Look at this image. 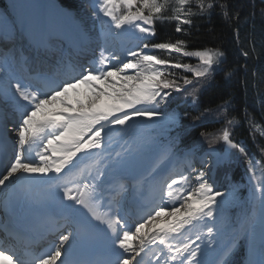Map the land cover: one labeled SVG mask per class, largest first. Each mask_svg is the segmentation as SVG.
Returning a JSON list of instances; mask_svg holds the SVG:
<instances>
[{
	"label": "snow or ice",
	"instance_id": "snow-or-ice-1",
	"mask_svg": "<svg viewBox=\"0 0 264 264\" xmlns=\"http://www.w3.org/2000/svg\"><path fill=\"white\" fill-rule=\"evenodd\" d=\"M191 3L192 0H94L92 17L100 21L102 29L115 37L134 30L133 35L135 32L141 34L135 36L137 40L146 41L142 47L136 51L125 50L126 62L115 51L102 47L98 61L79 72L72 68L63 73L62 79L41 76L35 87L19 81L12 85L19 98L15 101L19 114L17 148L9 166L0 171V187L8 189L21 182H58L56 186L62 190L64 200L71 203L62 204L69 210V215L64 217L61 226L64 231L56 233L58 242L53 241L42 253L28 251L23 256H15L0 246V264H73L65 258L72 243L99 225H104L111 234L113 246V258L104 264H143V257L148 254L154 264H205L201 257L219 234L217 213L236 199V191L218 190L202 171L193 178L192 173L197 170L190 164V172L174 174L175 178L170 176L161 182L159 202L152 204L134 222V231L119 212L114 215L110 210L101 211L104 207L102 185L106 178L119 179L113 190L117 195L122 194L125 183L119 174L136 158V153L130 151L117 152L114 157L110 155L109 134L113 130L125 133L132 127L130 122L140 118L177 124V116L158 111V106L171 98L173 91H185L189 85L198 87L197 82L207 80L215 71L214 66L223 62L225 53L219 48L189 51L186 41L179 38L174 42L147 41L148 37L155 36L157 21H176L175 31L187 34L181 25H190V17L208 12L217 6L218 0H196L198 13L193 11ZM219 7L228 18L227 4H219ZM169 12V15L165 14ZM151 50H161L166 55L149 54ZM172 54L196 57L199 64L194 67L174 61ZM243 54L247 56V52ZM112 61L116 63L112 64ZM127 70H134V74L128 75ZM175 70L189 72L191 78L187 75L177 77ZM232 74V70L225 72L226 77ZM196 87L188 93L193 103L197 100ZM58 106L65 111H59ZM227 106L228 101H224L220 105L221 112L226 113ZM208 111L193 117L192 126H196L195 121L204 119ZM233 122V119L227 120L229 125ZM200 135L213 136L203 131ZM219 141L244 152L239 144L233 143L225 127L210 140L209 155L217 151L211 145ZM33 153L39 163L32 158ZM229 157V153H221L217 163L225 162ZM183 158L187 159V154ZM249 172L252 174L250 183L254 182L252 197L259 201L262 209L264 233V179L257 177L256 167L251 163ZM74 214H79L80 218ZM91 221L98 223L93 225ZM133 241L138 243L134 245ZM234 243L229 241L221 246L216 264H228ZM261 246L264 248V235Z\"/></svg>",
	"mask_w": 264,
	"mask_h": 264
},
{
	"label": "trees",
	"instance_id": "trees-1",
	"mask_svg": "<svg viewBox=\"0 0 264 264\" xmlns=\"http://www.w3.org/2000/svg\"><path fill=\"white\" fill-rule=\"evenodd\" d=\"M56 1L77 14L87 9L86 0ZM224 3L227 4L228 18H225L219 7V4ZM195 4L196 0H192L193 11L198 13ZM165 14L169 15L170 12ZM190 19V25H181L187 34L175 31L176 21H157L154 25L156 34L148 41L174 42L179 38L186 41L189 51L219 48L225 55L220 67L207 80L198 81V87L189 85L185 91H173L171 98L166 100V106L171 109L174 103L185 98L184 94L193 92L196 87V102L190 106L183 103L178 108L182 114L175 133L178 141L183 147H196L200 152H206L210 149V140L227 127L231 140L234 143L240 141L244 152L230 150L228 162L219 167L218 180L228 175L234 182L241 181L246 172V159L254 157L264 163V0H218L217 6ZM244 52H247V56ZM155 53L165 56L161 50H155ZM173 56L183 63L198 62L197 59L178 54ZM228 70L233 71L230 77L225 76ZM175 74L177 77H191L190 73L183 70H175ZM186 100H192L191 96L188 95ZM224 101H228L226 113L220 110ZM205 110L209 111L204 119L195 121L196 126L193 127L192 118L205 113ZM228 119L234 122L229 125ZM202 131L213 136L202 137ZM223 146V141L211 145L219 153L223 151ZM234 264H241V259Z\"/></svg>",
	"mask_w": 264,
	"mask_h": 264
},
{
	"label": "rangeland",
	"instance_id": "rangeland-1",
	"mask_svg": "<svg viewBox=\"0 0 264 264\" xmlns=\"http://www.w3.org/2000/svg\"><path fill=\"white\" fill-rule=\"evenodd\" d=\"M3 1L11 13H14L16 11V9H17V7H19L20 3H23L28 8H30V7L39 8L41 10V12L43 13V15L46 17L51 16L49 10L45 7L42 0H3ZM88 2H89V7H90L89 14L86 15V14L80 13L81 15L78 18L77 17L75 18V14L72 11L68 10L66 13H68L70 15V18H68L69 20L67 22L66 21L64 22L65 23L64 25L59 24V26L56 29H54L53 21H50V20L42 22V25L45 28L50 29L48 31L49 34H53V33L58 34L60 32H72V31L76 32V27H77V29H78V27L83 28L89 34V38H92L93 43L96 46H98V53H99L98 55H100V50L102 47H108L109 50L115 51L117 54H119L123 60V58L125 56L127 57V53L125 50L130 49V50L136 51L142 47V44L145 41L137 40V39H130V40L126 41V42L129 41V43L123 49L121 47V45L124 41L123 38L121 36L115 37L114 35L109 34L107 32V29H102L100 21H98L92 17V11L94 10V0H88ZM68 14H66V15H68ZM103 19L106 20L107 18H103ZM0 20H2L4 22V26L6 28H8V29L13 28L12 24L10 23L11 21L9 19H6L4 11H2V10H0ZM76 25H78V26H76ZM132 32H134V30H132ZM140 35H141L140 33L135 32V35H132V37L133 36L134 37L140 36ZM150 37H148V38H150ZM120 50H122L123 52L122 51L120 52ZM149 54H153V51L150 52ZM165 55H166V53H165ZM172 58L174 59V61H177V60H175L176 57H174L173 54H172ZM190 59H197L198 60V58H196V57H190ZM111 63L115 64L116 62L112 61ZM184 63L191 64L192 66H197L199 64V61L198 62L186 61ZM219 67L220 66H214L215 70H217ZM128 71L129 70H127V74H128ZM0 75H2L3 80L6 81L7 76L4 73L0 74ZM0 78H1V76H0ZM0 83L2 84L1 81H0ZM6 87L7 86L3 85L1 88H6ZM80 90L81 91L84 90L83 86H81ZM69 95L72 96L73 94L70 93ZM184 97H185V99L181 100L180 102L178 101V102L174 103L172 106V109H170V110H167V107L165 106L166 102L160 104L157 108L158 111L163 112L166 115H175L179 118L177 124H171L167 120H157L158 123H155L153 126H151V130L153 133V135H151L152 136L151 140L154 141V145H156V147H159V152H158L157 156L155 157V159H156V161L161 162V165L162 164L166 165L170 162H174V160L177 161L176 165H178L180 158L177 157L176 155H179L182 152V149H181V145L176 140L177 138H175V134L174 133L170 134V132L173 131L175 128H177L180 125L181 120H180V112L178 109L179 106L183 103H188V105L193 104L192 100H186V98L188 97V94H184ZM3 98L5 99L6 97H3ZM1 100H3V99L1 98L0 101ZM5 100L9 101L8 98H6ZM147 107H155V106L148 105ZM58 108H59V106H58ZM4 109L6 111H10L13 113V111L15 110V107L13 104V105H9L7 107H4ZM16 125H17L16 127L19 126L18 123ZM11 131H12V129H11ZM13 131H16V129H14ZM238 144L240 145V147H242L244 149L243 145L240 142H238ZM169 145H172V147L170 148ZM196 150L197 149H194V148L189 149L188 151H184L182 155L187 154V156H188V154H191V153L195 152ZM164 155H166L168 157L166 159L162 160L161 158ZM218 155L219 154L217 152L212 153L211 155H209V152H208V153H205L203 155L195 157L193 159L194 165L192 168H195L197 171H196V173H192V176L194 178V176L196 174H198L200 171H202L205 173V178L207 179V181L211 185H213L215 188H217L218 190L226 191V190L235 189L236 199L232 203H230L226 209L219 211L222 215L218 219V221L220 222V228L218 230H219V235L221 236V241H222V244L220 246H223V245L227 244L229 241L234 240L238 237L237 243L235 242L233 244L231 253H230L229 257L227 258L229 260L231 255L237 250L238 245L241 242L243 243L246 240L247 242H246V250H245V256H244V264H250L249 260H248L249 259V257H248V246H249V240L251 237V235H250L251 222H253L255 219L256 209H257V201H253V199H252L253 189L250 185L246 184V180H248V179L250 180V177L252 175L249 172L250 163L255 165L257 177L259 175H262V173H264V164H262L259 160H256L255 158L250 157V158L246 159L247 173L244 175V180L242 183H231L229 181L226 182L224 180L225 185L223 187H218V185H216L215 182H212L213 173L211 170V167L215 168L216 166L221 164V163H219V164L217 163V156ZM207 164L209 165V171L205 172ZM167 169H169V168H167ZM152 170H154V169H152ZM190 171H191V169L188 170V172H190ZM154 184H155V182H154ZM234 206L238 207L237 213H230L229 210H231ZM228 227H230V229ZM133 242H134V244L138 243V241H133ZM259 247L260 246L258 245V247H256V248L259 249ZM257 256H258V254L254 256V260L251 264H261V258L258 259Z\"/></svg>",
	"mask_w": 264,
	"mask_h": 264
},
{
	"label": "bare ground",
	"instance_id": "bare-ground-1",
	"mask_svg": "<svg viewBox=\"0 0 264 264\" xmlns=\"http://www.w3.org/2000/svg\"><path fill=\"white\" fill-rule=\"evenodd\" d=\"M47 5H53L55 7H57L58 9H61V7L55 2V0H43ZM22 2V1H21ZM27 3V2H26ZM0 5L3 7L4 9V14L6 19H9L13 26V28L11 29H15V19L13 17V14L9 11V9L7 8V6L4 4V1L0 0ZM68 14V13H66ZM68 16L70 17V15L68 14ZM12 32V31H11ZM8 36H12V34ZM8 34V32H6ZM0 34H4V29L0 28ZM14 34V33H13ZM128 35V37L130 38H135L134 36L132 37V30L129 33L126 34H122V37ZM7 36V37H8ZM10 42H7L5 40V37H0V53H2L4 51V49L6 48V46L9 44ZM125 44V43H124ZM83 50V49H82ZM83 52V51H82ZM54 54V51H51V55ZM1 74V73H0ZM3 74V73H2ZM134 74V70H129L128 71V75H133ZM0 81L2 82L3 85L7 86L6 88L8 89V91L11 92H15L14 87L12 86L13 83L6 78V81L3 80V76L0 75ZM1 83L0 85L3 86ZM0 86V87H1ZM8 94H3L2 91H0V99L2 98L3 100L0 101V120H7L10 121L12 124L17 122L19 120V115L17 114L16 111L10 112V111H6L5 109L3 110L2 107H7L9 105H12L13 102L10 100L6 101L5 99L7 98ZM3 97H6L5 99ZM18 97V96H17ZM8 110V109H7ZM59 111H65L63 108H58ZM155 123H158L157 121H148L146 118H140V120L138 121H132L130 122V124H132V127L128 128L125 133L121 134L119 131L117 130H113L112 133L109 134L110 136V140H109V154L112 155L113 157L115 156V154L117 152H125V151H130L132 153H136V158L134 159V161L130 164V166L122 171L119 175L120 177H125L128 172H131L135 175H138L140 178V181H143L145 183H148L151 187L153 185L154 180H156L157 176L155 175L154 172H156L158 170V168L160 167V162L156 161L155 156H156V151H157V147L156 145H154V141L151 140L153 133L151 130V126H153ZM18 128V127H16ZM15 137H16V141H15V146L17 145V133H15ZM188 160H185V162H187ZM174 162H177L174 160ZM174 162H170L167 165H165L164 167L160 168V176L163 174H166L175 164H173ZM169 168V169H167ZM154 169V170H152ZM258 178L264 179V175H259ZM47 179V178H45ZM119 179L113 178L111 176H108L106 178V184L107 187L109 186H113L116 183H119ZM159 179L157 180L156 185L158 184ZM55 186L57 185L58 182H54ZM35 186H38L40 184H44V183H32ZM246 184L250 185L253 189V185L254 182L250 183V180H246ZM250 187V188H251ZM253 201H258L257 199H254L252 197ZM259 203V201H258ZM143 204H141L142 206ZM221 213L218 211L217 213V223H216V227L217 230L220 228L219 224L220 222L218 221V219L221 217ZM261 216H262V209L259 203V209H258V214H257V218L256 221L254 223V232H253V236L251 239V246L250 249L248 251V257L249 259H251V257H253L254 255H257V258L260 259L261 261L264 260V248H262V246L259 244V249H257L255 247V244L257 242H261L262 239V235H264V233H262V227H261ZM158 222V221H157ZM150 226V225H149ZM219 233V230H218ZM134 244V242H133ZM222 241H221V236L218 234L214 237V243L212 246H209L206 248L205 250V254L203 257H201V259H203L205 261V264H216L217 260L219 259V252H220V248ZM135 245V244H134ZM205 245H207V241H205ZM205 245H202V247H204Z\"/></svg>",
	"mask_w": 264,
	"mask_h": 264
},
{
	"label": "water",
	"instance_id": "water-1",
	"mask_svg": "<svg viewBox=\"0 0 264 264\" xmlns=\"http://www.w3.org/2000/svg\"><path fill=\"white\" fill-rule=\"evenodd\" d=\"M229 148H230L229 145L225 143L224 153H228Z\"/></svg>",
	"mask_w": 264,
	"mask_h": 264
}]
</instances>
